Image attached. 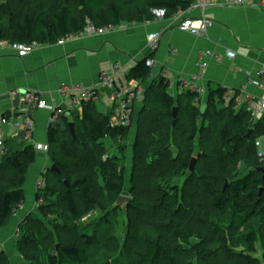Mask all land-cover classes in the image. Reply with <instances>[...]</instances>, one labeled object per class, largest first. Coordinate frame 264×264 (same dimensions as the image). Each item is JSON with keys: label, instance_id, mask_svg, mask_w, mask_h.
<instances>
[{"label": "trees", "instance_id": "16d2710c", "mask_svg": "<svg viewBox=\"0 0 264 264\" xmlns=\"http://www.w3.org/2000/svg\"><path fill=\"white\" fill-rule=\"evenodd\" d=\"M193 2L0 0V41L52 45L85 31L91 23L96 29H108L150 22L156 18L153 10H162L164 18L170 19L189 10ZM152 73L145 58L131 71V78L145 81ZM169 88L167 78L160 77L146 94L134 144L132 200L126 206L130 232L125 245L121 247L116 237L112 244L102 238L106 228H114L111 215L119 221L120 208L115 204L124 192L127 173L123 156L112 155L106 141L114 140L124 153L132 125L112 127L111 116L88 102L75 124V136L69 124L51 128L50 155L61 174L49 170L57 182L49 186L46 179L38 190L40 214L29 215L19 226L22 237L16 248L24 264H126L123 260L132 259L139 250L150 264H179L181 254L175 243L186 230L203 240L200 264H264V179L257 171L264 166V157L255 145L264 135V116L254 125L250 112L237 108L239 93L223 87L211 89L206 103L196 90L187 89L176 98ZM5 147L0 158V231L25 203L24 184L37 158L33 145L6 143ZM193 159L195 169L190 171ZM241 166L250 170L243 177L238 174ZM97 210L104 213V224L94 220L92 224L99 228L80 230L79 222ZM53 215L64 217L65 222L53 223ZM228 216L236 224L219 234L215 220ZM45 221L53 228H47ZM142 223H150L158 233L145 245ZM65 231L71 235L57 243ZM222 248L240 258L221 260ZM0 264H11L4 251Z\"/></svg>", "mask_w": 264, "mask_h": 264}, {"label": "crops", "instance_id": "0c3cea01", "mask_svg": "<svg viewBox=\"0 0 264 264\" xmlns=\"http://www.w3.org/2000/svg\"><path fill=\"white\" fill-rule=\"evenodd\" d=\"M182 14L208 20L211 25L206 33L196 35L181 31L171 18L159 15L154 21L108 28L104 34H85L63 43L39 45L25 56L0 46V117L10 118L5 126V141L8 145H33L37 152L24 184L25 196L32 197L34 204L26 206L24 203L10 218L7 227L0 231V252L4 251L12 262L14 254L16 259L21 255L15 249L19 226L29 215L40 214L36 200L38 184L46 185L54 164L50 155L51 128L64 129L74 114L80 119L83 116L84 105L69 107L74 93L66 89L59 91L60 87L81 84L95 88L96 98L90 102L97 110V103L109 96V112L98 111L110 116L114 95L125 85L123 78L142 89L133 103L131 138L145 107L147 91L160 77L167 78L169 91L176 98L189 85L200 89L203 103L208 101L210 90L218 87L230 93L238 92L240 109L249 105L246 96L264 100V73H261L264 69V10L224 4L207 9L192 6ZM157 31L161 32V39L153 50L149 36ZM228 50H233L236 56H227ZM207 51L218 54L219 58L206 57L208 65L202 70L201 54ZM148 57L154 59L152 76L145 81L132 79L131 71ZM105 77L113 83L108 84ZM28 92H36L56 103L62 110L56 121L52 122L50 110L39 109L24 99ZM27 120L35 125L31 137L25 128ZM136 133L137 130L133 141ZM116 146L114 140H109L111 154L116 152ZM3 153L0 149V158Z\"/></svg>", "mask_w": 264, "mask_h": 264}, {"label": "built area", "instance_id": "2783aa9c", "mask_svg": "<svg viewBox=\"0 0 264 264\" xmlns=\"http://www.w3.org/2000/svg\"><path fill=\"white\" fill-rule=\"evenodd\" d=\"M239 5V6H251L258 9L264 10V0H194L191 7H200L203 9H207L209 7L217 6V5ZM159 15H163V11L159 12ZM175 21L176 26L184 32H190L192 34H204L207 32L211 22L208 20H196L193 17H187L182 14V12L175 15L171 18ZM106 28L96 29L95 26L91 23L88 25L85 31L79 34H73L68 36L65 39L60 40V43L65 42L66 40H72L78 37H81L85 34L88 35H96V34H104L106 32ZM161 32L157 31L149 36L150 46L153 50H156L160 43ZM0 46L9 47L13 52H15L19 56H25L32 52L38 45L36 43H14L11 44L7 41H0ZM219 58L218 54H211V52L207 51L201 54V68L204 70L208 65V60L206 57ZM227 56L234 58L236 53L233 50L227 51ZM147 64L149 66L154 65V59L151 57L147 58ZM264 73V69L261 71ZM105 80L108 84H112L113 80L105 77ZM190 90H196L201 92L200 89L195 88L193 86H187ZM63 89L71 90L74 94L73 97L68 104L71 108H79L80 106L88 103L96 98V91L93 87H85L81 84H74L72 86H62L59 88V91ZM142 89L132 84H128L119 90L114 95V105L113 112L110 117V125L112 127L116 126H130L133 121V103L136 98L142 94ZM240 95L237 97L238 102ZM248 101L247 110L250 112L253 120L260 118L264 115V100H258L255 96H246ZM28 103L33 104L35 107L39 109H48L53 113L52 122L56 121L57 116L62 113V110L58 108L56 103L49 102L47 99L42 97L40 94L36 92H28L24 98ZM237 102V108L240 109V102ZM10 118L3 116L0 117V149L2 152L6 151V141H5V126L9 123ZM26 132L29 137H31L33 130L35 128L34 122L32 120H27ZM256 150L259 156L264 157V135L258 137L255 141ZM45 150H48V146L44 147ZM106 158V157H105ZM44 187V183L38 184V189H42Z\"/></svg>", "mask_w": 264, "mask_h": 264}, {"label": "rangeland", "instance_id": "374dc122", "mask_svg": "<svg viewBox=\"0 0 264 264\" xmlns=\"http://www.w3.org/2000/svg\"><path fill=\"white\" fill-rule=\"evenodd\" d=\"M159 12H162V10H153V13L155 14V16H159ZM164 15V13H163ZM118 81V80H117ZM122 81L124 82V86H126L127 80L126 78H123ZM120 83V81H118ZM121 85V84H120ZM123 86V87H124ZM121 86L120 90H122L123 88ZM109 96L105 97L104 101H99L97 103V108L99 111H102L104 113H108L109 112ZM141 114L139 116V120H138V124H135L136 127L133 129L134 136L135 137V132L137 130L138 133V129H139V121L141 118ZM80 117V116H79ZM78 116H76V114L73 115L72 118H70V123H74L78 124L80 121V118ZM75 129V127H74ZM136 133V134H137ZM137 137V136H136ZM133 138H131V136H129V140L127 142L124 143V145H126V150L124 151V153H121L120 148H118V146L115 147L116 152L114 153L115 155H119V156H123V162L126 164L127 167V173H126V183H125V188H124V192L123 194L130 196L131 195V189H132V185H131V176H132V172H133V165H134V144L136 142L133 141ZM108 139L106 141V143H109ZM198 143H196L197 145ZM114 147V146H113ZM198 147V145H197ZM174 150V148H173ZM111 153V151H110ZM113 155V154H112ZM250 170H247L245 168V166H241L238 174L239 177H243L244 175H246L247 173H249ZM48 184L49 186L52 184H55L57 182V180H55V178L53 177L52 174H50L48 176ZM26 206H31L32 204H34V199L32 197L27 196L26 200ZM114 209V208H111ZM117 217L119 218V221H116V216L111 215L110 220L113 221V225L114 228L110 231L106 228V231H104V233H102V238L103 243L105 244H112V239L114 237L117 238V241L119 242V244L121 245V247H123L125 245V243L128 240V236H129V232H130V228L128 225V211L127 208H120L119 213L116 214ZM56 218V219H55ZM53 219V223H58V224H63L65 222V218L60 217L59 215H53L52 216ZM94 220H99L100 224L103 223L104 224V213L100 212V211H95V212H91L88 216H86L85 218H83L80 222H79V226H80V230L82 229H88V230H94L99 228L98 224L97 225H93V221ZM178 222L180 219H177ZM215 221L216 225H214L217 228V232L219 234L223 233L224 230L228 229L231 226H234L236 224V220L233 216H228V217H224V218H217ZM188 222V221H187ZM45 225L47 228L52 229L53 228V224H51L48 221H45ZM141 231L140 234L143 237L142 239L144 241H142V244L145 245V243L147 242L146 240L150 239H155L158 235V233H156L155 228L152 227V225H150V223L148 224H141ZM73 226V225H72ZM256 228L259 229V227L257 226ZM108 234V237H106V235ZM71 235L70 231H65L62 232V235L56 238V242L60 243V241H65L69 236ZM22 235L21 233L18 234V237L15 240V249L16 248V243L17 240L19 238H21ZM59 238V239H58ZM106 238H110L107 239ZM203 240L200 237V235L196 232H191L189 230H186L184 235L175 243L176 245V250L179 251V253L181 254V259H180V263L179 264H200V258H201V253L200 250L202 248L201 244H202ZM209 250V249H208ZM18 253H20L17 250ZM136 253L134 254V257L132 259H124L123 261L126 264H150L148 261H145V259L143 258V251H135ZM21 254V253H20ZM15 255V254H14ZM13 255V262L10 260L11 264H24L26 262V260H24L22 258V256L20 255V258L16 259L14 258L15 256ZM219 258L225 262H231V261H235L238 260L240 258V256H238L237 254H235L232 250H229L228 248H222V250L219 252ZM18 260H20V262H18ZM27 263V262H26Z\"/></svg>", "mask_w": 264, "mask_h": 264}, {"label": "water", "instance_id": "95a60500", "mask_svg": "<svg viewBox=\"0 0 264 264\" xmlns=\"http://www.w3.org/2000/svg\"><path fill=\"white\" fill-rule=\"evenodd\" d=\"M205 108H206V105H203L202 106V114L204 113ZM174 116L175 117L177 116V108L174 109ZM257 121H258V119H256L254 121V125L257 123ZM69 126H70V129H71L73 136H75V129H74L75 125H74V123H70ZM252 131H253V129H251L249 131L247 136H249L252 133ZM195 164H196V159H193L191 162L190 171H194ZM51 169H52V171L56 172L57 174H61L60 169L55 164L52 165ZM257 171H259L263 174V179H264V166L257 168ZM66 184L69 185L68 182H66ZM131 200H132V198L130 196L122 194L120 196V198L118 199L117 203L115 204V207L124 209L131 202Z\"/></svg>", "mask_w": 264, "mask_h": 264}]
</instances>
